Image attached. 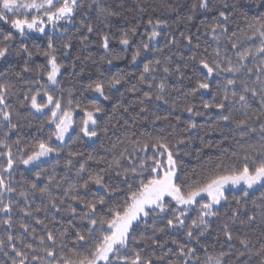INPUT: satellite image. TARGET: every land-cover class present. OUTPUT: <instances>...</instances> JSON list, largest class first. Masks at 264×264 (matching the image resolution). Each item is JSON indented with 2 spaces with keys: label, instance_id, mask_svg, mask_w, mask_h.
<instances>
[{
  "label": "snow or ice",
  "instance_id": "obj_1",
  "mask_svg": "<svg viewBox=\"0 0 264 264\" xmlns=\"http://www.w3.org/2000/svg\"><path fill=\"white\" fill-rule=\"evenodd\" d=\"M182 7L184 5L171 0H160L153 10L179 15ZM188 7L190 14L184 19L189 23L198 12L205 16L215 13L214 22L203 34L215 44L214 58L209 61L201 55L198 59L195 53L188 56L198 63L204 78L186 94L194 96L201 90L211 92L215 86L217 91L213 95L220 99L202 105L203 109L213 111L198 110L188 103L181 106L180 110L188 113L189 119L180 132L192 135H181L168 115L153 112L150 118L146 101L155 100L169 105L173 112L178 110L176 102L167 99L171 87L167 79L175 72L178 79L183 80L184 73L179 65H172L170 56L163 62L157 59L145 64L139 81L149 89L156 80L154 73L162 71L165 75L155 84V92L143 93V99L138 101L139 112L129 111L132 104L116 103L111 108L112 114L107 116L109 123L113 127L119 125L124 132L107 147L101 145L105 153H111L110 159L88 157L106 167L92 171L86 167L85 160L75 167V178H70L67 172L58 177L53 169L44 177L47 182L41 186L37 182L47 171L42 164L54 153L59 157L61 152V148L51 143L52 137L64 144L66 137L74 143L82 137L94 140L101 132L105 135L109 132V127L101 124L105 109L100 104L84 105L74 101L71 88L67 89V97L54 94L51 86L60 87L57 78L65 65L58 62L52 36L46 28L51 25L53 34L58 30L66 32L58 25L61 22L73 24L80 14L83 18L79 25L85 31L79 37L82 46L87 48L88 34L97 32L102 38L101 46L109 51V35L94 28L91 13L102 17L106 27L110 18L119 17L121 13L102 0H0V22L10 25L20 37L35 32L47 39L46 50L33 52L25 45L16 52V55L22 52L27 58L23 70L14 73L15 83L0 82V157L4 158L0 164V213L4 214L0 218L3 230L0 256L4 259H0V264H264V0H244V4L240 0H195ZM252 8L258 11L250 15ZM138 10L146 12L148 6L138 5ZM238 19H243V26ZM148 24L151 25L149 41L161 35L160 29L169 27L167 20L159 18L149 19ZM129 33L134 35L136 27L122 33L120 44L129 45ZM179 35L189 50L201 47L199 35H185L184 32ZM16 38L12 31L0 32V61L13 54L11 42ZM177 43L172 37L165 47ZM62 47L67 55L72 48V38L65 36ZM142 50L148 51L149 43H142ZM203 52L208 53V48ZM141 54L138 48L132 63ZM34 55L45 57L46 66L30 68L27 60ZM119 58L111 57L107 63L112 64L113 59ZM180 59H184L182 54ZM71 67L75 72V63ZM33 71L41 79L46 77V81L26 79L24 74ZM123 83L125 78L117 75L106 82L89 84L87 90L108 100L105 89L117 88ZM139 90L136 86L128 89L132 93ZM13 98L18 108L13 107ZM21 108H27V113L21 112ZM77 112L82 114L78 122L74 119ZM38 113L52 126L49 139L25 144L20 129L30 126L29 117L36 118ZM213 115L217 117L211 126L213 129L231 130V134L222 136L221 143L224 140L232 143L220 149L219 154L206 153V159L197 154L200 163L191 170L183 167L181 146L190 144L195 135L193 130L202 127L192 117L207 116L211 120ZM174 119L179 124L180 116ZM21 121L27 123L22 125ZM141 121H148L157 131L141 130L137 127ZM160 121L169 123L165 126L158 123ZM13 134L15 139H11ZM202 143L201 152L204 148H213L212 143ZM184 154L188 155L186 151ZM82 155L80 151H68L64 167L73 171L74 159ZM18 165L26 169L31 166L36 178L25 181L27 186L20 191L10 182ZM36 168L41 170L35 171ZM90 185L96 188L86 199L92 191ZM234 189H240V198L233 196ZM253 189L261 193L256 199L250 197ZM13 194L24 202L19 208L22 216L18 220L13 219ZM37 195L41 204L33 207ZM221 207L230 208L231 214L221 230L223 242L210 251L201 238L210 234L212 218L220 215ZM190 212L196 213L195 219L188 216ZM25 217L34 223L25 222ZM186 218L190 219L187 226ZM158 220L165 221V226H158ZM233 225L238 227L233 228ZM17 226L19 232L15 231ZM181 228L186 234L183 242L157 239L166 229ZM169 245H175L176 249ZM145 249L150 251L142 255Z\"/></svg>",
  "mask_w": 264,
  "mask_h": 264
},
{
  "label": "trees",
  "instance_id": "obj_2",
  "mask_svg": "<svg viewBox=\"0 0 264 264\" xmlns=\"http://www.w3.org/2000/svg\"><path fill=\"white\" fill-rule=\"evenodd\" d=\"M102 2L111 7L113 10L120 12L121 15L119 17H112L109 21V26H105L102 17H97L96 13H91L92 22L94 28L98 32H106L109 35L110 43H109V51H105L101 46L102 38L101 35L94 32L92 34H88L89 36V46L84 48L80 43L79 37L85 34L83 28L79 25V20L82 19V15L78 14L74 19L75 23L73 24H64L63 22L58 25V28L61 26L66 29V32L57 31L53 34L52 30L47 31L49 35L52 36L54 47L56 48L57 60L60 63H63L65 67L61 70L60 76L57 78L60 81V87L55 88V86H51L54 89L55 95H63L67 97V89H73V99L74 101H78L84 105H90L93 103H98L105 109V113L101 114L102 116V125H107L109 127V132L105 135L103 132L94 140H88L87 138H83L82 134H79L78 129H76L77 134L81 135L82 139L76 140L74 143L68 141L67 137L65 139L64 144L56 141L54 137L51 139V143L54 146L61 148V152L59 157L54 154L48 157L46 162L42 164V167L46 169V172H43L41 175V180L37 183L41 186L47 181L44 177L50 173L53 169L57 173L58 177L63 176L64 173H68L70 178H75V167L78 166L80 162H84L87 160L86 167L92 171H98L104 167L106 164H96L95 160H89L88 157L91 155L92 157L99 158L101 156L105 158L111 157V153H105L104 147H107L111 142H114L117 135H121L124 132V129L119 125L116 127L112 126V123H109L107 116L111 115V108L116 103H122L124 105L132 104L133 107L129 109L130 112H139L138 101L143 99L144 92H155V84L160 81L164 77V73L162 71H158L154 73L156 76V80L153 82L154 86L152 89L147 87V84H141L139 81V76L143 73V67L145 64L154 63L155 60L160 59L162 62L166 60V57L172 58V65H179L181 68V72L184 73V79H178V76L175 72L171 76L168 77L167 83L171 86L166 94L167 99L170 102L175 101L178 110L173 112L169 105H164L162 102H157L155 100L146 101L149 107V117L151 118V113H156L157 115H168L169 121L174 124L177 128V131L181 135H192V133H183L180 132V129L187 126V122L189 119V114L183 112L181 106L185 103L192 104L195 106V109L202 110L205 112H212L213 110L208 109L205 110L202 108L204 103H214L220 99L219 96H214L213 93L217 91L215 86H213L211 92H205L201 90L197 92L194 96L186 95L190 89L197 86V82L204 78V74L200 69V66L196 61H192L188 59L189 55L195 53L197 58L201 55L206 56L209 61H211L213 56V48L215 47L214 42L211 41L210 37L204 36V32L206 31L209 24L213 23V17L215 13H208L206 16L197 13L193 20L189 23L184 17L190 14V10L188 5L195 2V0H171L173 3H179L184 5V7L180 8L179 15L175 13H167L162 10H153L156 5L160 3V0H102ZM241 4H244V0H240ZM122 5V7L120 6ZM139 6H148V10L146 12H139ZM246 7H248L246 5ZM258 10L252 8L250 15H253ZM239 16V14H237ZM157 18L164 19L168 21L169 27L160 29L161 35L156 39L149 41L148 37L151 35V25L148 24V20L152 19L155 21ZM238 23L241 26L244 25L243 19H238ZM132 27H136V33L133 35L129 33L130 43L128 46H124L120 44L119 40L124 31L131 29ZM199 30V31H198ZM12 31L16 35V39L11 42L10 51L13 53L11 56L6 58L5 61H0V82L5 83H15L16 77L14 75L17 71H22L25 65L26 56L21 52L20 55H16V52H19L23 46H27L30 51L36 52L38 50H46L47 39L45 36L41 34H33L29 33L27 36L20 37L18 34L11 29L10 25L3 24L0 22V32ZM184 32L185 35L196 34L201 37L199 49H192L184 47L186 41H184L179 33ZM65 36H69L72 38V48L68 51L67 55H64V49L62 47L63 40ZM172 37L177 39V45H171L170 47H165L166 43H169ZM142 43H149V50H142ZM207 47L208 53H204L203 49ZM140 48L142 54L137 58L135 63H132V56L136 52V50ZM157 49H162V51H157ZM181 54L184 56V59H180ZM80 56V59H77V56ZM90 56V59H85V57ZM118 56L119 59H113L112 64H108L107 60L111 57ZM46 58L43 56L34 55L31 60H27V64L30 68L36 69L39 66L45 65ZM75 63L76 71L73 72L71 65ZM26 79H41L36 75V72L25 73ZM121 76L125 78V83L119 85L117 88L113 89H105L106 94L109 95L108 100H104L103 97H100L98 93L87 90L89 84H94L98 81H108L113 76ZM146 79H148V74H145ZM190 77V78H189ZM46 81V77L41 79V82L44 83ZM132 86L138 87L140 90L132 93L128 91ZM14 108H18V102L15 98L11 101ZM21 112L27 113V108L19 109ZM141 116L145 115L140 113ZM179 115L180 122L176 123L174 117ZM82 114L77 112L74 114V119L78 122L81 118ZM31 120L30 126H23L20 129L22 142L25 144H35L38 141H48L50 136V129L52 126L46 124L44 119L42 118V114H36V118L29 117ZM198 125H202V127H198L194 129L195 135L192 138V141L188 145H182L181 148L184 151L181 152L180 158L182 162V166L191 170L196 167L200 161L197 159V154L200 155L201 158L206 159V153L214 152L219 154L220 149L227 147L232 141L224 140L221 143V139L223 135L231 134L230 129H225L222 127L213 129L211 126L217 120L215 115L212 116V119L209 120L207 116L202 117H192ZM130 122V121H129ZM26 121H21L22 125H25ZM162 125L167 126L168 121H160L158 122ZM41 125H43V130L41 131ZM137 127L141 130L148 131H157V129L153 128V126L148 121H141L137 124ZM168 131L167 127H165V133ZM71 136L72 133L70 132ZM16 136L13 134L11 139H15ZM75 139V137H73ZM171 140L172 137H169ZM203 142H208L213 144L212 149L204 148V151L201 152V148L203 147ZM65 144L68 147H65ZM103 145L104 147H101ZM219 145V148L216 147ZM15 152L16 149L13 148ZM68 151H80L83 153L82 156L76 157L73 161V171L69 172L68 169L64 167V164L67 159ZM187 152L188 155H185L184 152ZM231 151V148H229ZM59 160V163H57ZM4 162V158L0 157V164ZM40 168H36L35 171H40ZM6 182H9L7 174H5ZM35 173L31 170V166H28L26 169L24 165H18L16 170L13 171L10 182L14 187L17 188V191H20L23 188H26L25 181H33L35 180ZM96 186L90 185V191L85 198H90L95 191ZM260 192L257 190L250 192L251 199H256L260 196ZM233 196L235 198H240L242 196V192L240 190L233 191ZM232 197H230V200ZM14 200V212L13 219L18 220L22 216V213L19 212V208L24 206L23 200L18 197L16 194H13ZM15 201H19V203H15ZM7 203V200H5ZM234 204V200L232 201ZM37 204H41V199L37 195L34 198L33 207ZM251 205L249 204V208ZM231 214L230 208L221 207V212L218 217L212 218V226L210 234H206L201 238L202 242L206 243L209 246V250L211 251L213 247L219 248L220 244L223 242L224 237L222 234L223 224L227 221L228 216ZM38 215L43 216V213H39ZM4 214L0 213V218H3ZM188 216L191 219H195L196 213L190 212ZM67 219V217H65ZM25 222L34 223L30 218L25 217ZM158 226L164 227L165 221L158 220ZM190 223V219H185V225L187 226ZM39 227V226H37ZM233 228H237V225H233ZM2 229H0V234H2ZM15 231L19 232L20 229L17 226ZM150 231V230H149ZM185 232L184 229H166L165 233L159 234L157 239H176L180 241L185 240ZM219 236L220 239L217 240L216 237ZM174 250L176 249L175 245H169ZM137 247H141V245H137ZM150 251V249H145L146 252ZM0 259H4L0 256Z\"/></svg>",
  "mask_w": 264,
  "mask_h": 264
},
{
  "label": "rangeland",
  "instance_id": "obj_3",
  "mask_svg": "<svg viewBox=\"0 0 264 264\" xmlns=\"http://www.w3.org/2000/svg\"><path fill=\"white\" fill-rule=\"evenodd\" d=\"M49 30H52V29H51V25H49V26L46 28V32L49 31ZM33 34L38 35V33H35V32H33ZM257 187H258V186H257ZM238 190H240V189H234L233 191H238ZM254 190H255V189L250 190V192H251V191H254Z\"/></svg>",
  "mask_w": 264,
  "mask_h": 264
}]
</instances>
